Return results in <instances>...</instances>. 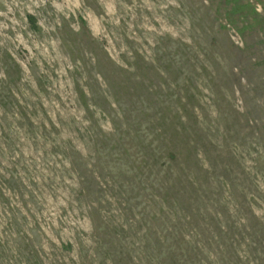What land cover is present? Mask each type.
Listing matches in <instances>:
<instances>
[{"label": "rangeland", "instance_id": "374dc122", "mask_svg": "<svg viewBox=\"0 0 264 264\" xmlns=\"http://www.w3.org/2000/svg\"><path fill=\"white\" fill-rule=\"evenodd\" d=\"M0 264H264V0H0Z\"/></svg>", "mask_w": 264, "mask_h": 264}]
</instances>
